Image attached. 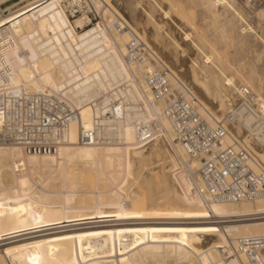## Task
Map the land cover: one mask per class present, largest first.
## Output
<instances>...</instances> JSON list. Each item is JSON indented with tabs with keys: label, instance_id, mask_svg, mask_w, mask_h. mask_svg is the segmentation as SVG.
<instances>
[{
	"label": "bare ground",
	"instance_id": "6f19581e",
	"mask_svg": "<svg viewBox=\"0 0 264 264\" xmlns=\"http://www.w3.org/2000/svg\"><path fill=\"white\" fill-rule=\"evenodd\" d=\"M202 1L221 9L224 31L243 23L241 34L258 38L234 0ZM92 2L99 15L93 26L84 12L69 19L70 0H10L8 14L0 18V74L6 82L28 91H59L77 112L67 145L52 155L0 146V264H250L240 246L264 237V198L221 202L204 191L197 174L203 158L190 159L174 145L161 115L164 103H154L147 80L146 122H153L160 134L151 144L137 146L124 124L115 135L119 143L85 146L79 136L95 126L88 101L125 83L138 92L145 70L146 77L161 70L171 95L192 96L207 124L223 123L218 148L237 144L250 154L252 166L264 171V64L260 72L255 66L262 54L248 60L250 79L240 78L237 86L219 68L218 51L210 47L213 54L204 52L182 16L174 19L168 6L128 0L127 9L133 21L150 20L159 33L175 29L173 55L161 45L147 46L141 23L135 30L104 0ZM147 2L156 6L157 17L150 16ZM134 39L146 46L139 63L126 59L127 44ZM243 88L255 92L252 101L243 97ZM163 163L162 173L156 171ZM153 190L159 198L145 197ZM167 205L175 208L142 214L148 206L162 210ZM110 209L115 214L104 218ZM80 217L92 222L74 223ZM90 224L96 225L84 226Z\"/></svg>",
	"mask_w": 264,
	"mask_h": 264
},
{
	"label": "built area",
	"instance_id": "2783aa9c",
	"mask_svg": "<svg viewBox=\"0 0 264 264\" xmlns=\"http://www.w3.org/2000/svg\"><path fill=\"white\" fill-rule=\"evenodd\" d=\"M70 1L71 6H67L66 12L71 21L84 12L90 25L99 22L92 0ZM9 2L0 0V18L8 14L6 5ZM235 2L249 21L258 4L255 0ZM127 46V61L142 62L145 44L134 39ZM142 80L143 87L138 92L125 83L88 101L87 105L94 112L95 126L80 133L81 145L119 143L115 135L123 124L134 133L137 146L151 144L160 134L153 122H146L147 80L154 103H164L161 115L167 123L174 145L190 159L203 158L197 174L204 191L213 200L221 202L264 198V171L252 166L247 150L237 144L224 148L216 146L225 132L221 121L213 126L207 124L199 113L198 102L192 96L179 93L171 95L163 71L152 70L146 77L145 70ZM241 91L246 100H253L250 90L243 88ZM76 113L67 97L59 91H28L9 85L0 74L1 147H16L34 156L52 155L67 145L68 127ZM240 247L250 264H263L264 237L244 240Z\"/></svg>",
	"mask_w": 264,
	"mask_h": 264
},
{
	"label": "rangeland",
	"instance_id": "374dc122",
	"mask_svg": "<svg viewBox=\"0 0 264 264\" xmlns=\"http://www.w3.org/2000/svg\"><path fill=\"white\" fill-rule=\"evenodd\" d=\"M104 1L111 7L113 11L119 14L122 17V19L130 27H132L135 30H137L138 27H140V29L142 28L143 31H146V35H144V42L146 44L149 43V45L147 46H150L153 44H156L159 47L162 46L161 49L173 55L174 52H173V47H172V41L177 38L176 36L177 34H175L176 33L175 29L166 27L165 33H159L153 29V26L150 20L146 19V23L143 22V24H142V21L140 22L139 20L133 21L127 9L128 0H104ZM156 1L159 5H163L164 7L168 6V9L170 10L171 15L174 17V19L175 18L179 19V14L182 16L180 20L183 21V26L189 32H191V34L193 35L192 36L193 41L197 45L201 46L204 49V52L208 54H213V52L210 50V47H213L215 51H218V53L221 55V61L218 64L219 68L223 71V73L225 72L224 74L226 76L232 77L235 80L237 86L242 84V82L240 83V78L247 79V80L250 79V74H249L247 65L250 61L254 60L256 56L262 54L261 60L255 64V66L257 67L256 69H258V67H262V65L264 64V44H263L264 42V0H255L256 4H258L256 7L258 10L254 14L253 17L251 16L249 21L242 13V15L246 18L245 19L246 23L251 25L253 29L255 30L256 35L258 36V38L256 39H253V38L248 39L243 34H241L240 30L245 26L243 23H241L240 25L238 22H234L231 28L224 31L223 25L225 23L226 18L224 15H222L223 12L221 11L220 8L219 10L212 9L213 6L210 1H208L207 3L202 0H156ZM146 6H147L148 13L149 14L151 13L150 16L153 18L157 17L156 6L150 4L149 2L146 3ZM137 22L141 23L142 25L140 24V26L137 27L136 26ZM93 25L94 23H92V25L90 26H93ZM189 25H192L194 27V30L191 29ZM152 33H154L155 35H153ZM228 34L230 36H228ZM154 36H155V39H153ZM244 41L248 43L247 48H245L244 50L243 49L241 50V46L244 43ZM258 71L259 72L261 71L260 68L258 69ZM263 72L264 71H261V73L263 74L262 85L264 86V73ZM251 92L255 94L253 90ZM234 93L235 91L229 92V94H234ZM155 165L156 164H154L153 166ZM166 165L167 163L158 165V168L156 169V171L160 170L159 172L162 173L161 168H163ZM164 175L166 176V179H167V182H166L167 187L165 186V189H167V191H170L173 185L171 183L169 175L167 173ZM143 178L144 180H149L150 178L149 170L143 171ZM132 189L134 190V188H131V190L130 189L129 190L132 191ZM146 196L149 199L155 200L159 198L160 193L159 191L153 190L145 194V197ZM171 208H175V205H167L165 206V209L162 208V210L158 207L152 208L148 206L146 207V209H144L142 214H148L151 216H155V215H159L160 213L161 214L167 213L169 209L171 211ZM175 210L176 209H174L172 212L174 213ZM114 214H115L114 211L110 209V210H106L103 216L104 218H110V217H113ZM88 218L89 217L74 218V223L77 224V222L79 221L80 222L78 224H80L81 222L91 223L92 220ZM116 223H121V222H116ZM95 225L96 224H93V225L90 224V225H84V226H95ZM84 226L80 225L77 228H81ZM163 231L165 232L167 230H163Z\"/></svg>",
	"mask_w": 264,
	"mask_h": 264
}]
</instances>
